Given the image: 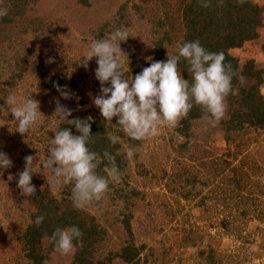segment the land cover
Here are the masks:
<instances>
[{
	"label": "rangeland",
	"instance_id": "obj_1",
	"mask_svg": "<svg viewBox=\"0 0 264 264\" xmlns=\"http://www.w3.org/2000/svg\"><path fill=\"white\" fill-rule=\"evenodd\" d=\"M14 1L10 20L0 28V105L9 93L18 100L31 95L40 102L43 115L21 136L14 132L11 112H0V151L13 162L0 173V264H29L22 246L31 212L45 213L43 197L52 210L72 205V186L52 189L49 172L41 166L59 130L55 101L72 110L69 119L101 117L92 103L100 88L96 58L87 70L79 65L92 40L126 28L131 37L120 47L127 53L124 69L131 79L152 61H166L167 53H174L184 40L185 25L183 0ZM253 1L264 10V0ZM229 52L240 62L252 58L264 68V24L257 38ZM34 54L41 55L46 72L59 80V86L67 85L71 99L40 86L36 73L29 70ZM50 57L54 63L46 62ZM23 63L27 71L19 74L17 64ZM187 69L181 61L183 78L191 79ZM259 89L264 98V81ZM200 118L182 120L176 129L165 127L159 136L139 141L134 158H126L122 182L110 184L98 206L83 209L105 230L98 255L131 242L142 245L140 264H264V128L244 124L227 141L221 125L201 131ZM117 136L126 152V138ZM28 155L34 156L37 173L31 183L37 192L26 198L17 180ZM120 201L124 207L117 214ZM123 219H128L130 234ZM40 245L47 254L43 264H73V255L49 249L48 236ZM112 264L126 263L115 257Z\"/></svg>",
	"mask_w": 264,
	"mask_h": 264
},
{
	"label": "clouds",
	"instance_id": "obj_2",
	"mask_svg": "<svg viewBox=\"0 0 264 264\" xmlns=\"http://www.w3.org/2000/svg\"><path fill=\"white\" fill-rule=\"evenodd\" d=\"M202 8L212 7V0H198ZM243 5L246 0H236ZM218 5L223 0H217ZM8 15V7L0 0V18ZM129 31L117 28L106 38L93 39L80 61V66L88 69L89 61L96 58L95 79L99 82V94L93 97L92 103L99 110L105 121V127L115 125L133 141H145L160 135L162 128L176 129L181 121L187 119L190 111L198 107L201 115V131L207 132L220 125L228 111V97L236 95L238 89L233 88V78L236 72L230 63H225L223 52L206 50L199 40L185 41L177 44L176 51L167 53V59L152 61L148 67L128 78L124 63L129 64L127 53L120 47L127 42ZM151 61V57L148 58ZM184 61L188 65L191 80L183 78L179 64ZM47 63H54L49 58ZM241 74L239 81L244 83ZM54 88L62 99H71L72 93L67 85L61 87L54 83ZM0 105V112H11L15 131L21 136L27 135L38 119L43 115L40 102L32 96L18 100L14 93H9ZM54 114L57 118L58 129L50 140L46 158L41 166L47 169L48 185L54 190H60L71 185V202L73 208L82 210L89 206H98L110 191V184H120L123 173L116 163L117 152L113 155L105 149L102 155L89 148L95 143L91 133L92 116L73 118L72 110L55 101ZM67 125L69 127H63ZM62 126V127H61ZM72 128L76 130L73 134ZM110 146L119 142V137L111 131L106 133ZM137 148L130 145L125 152L126 158L132 160ZM107 162L102 169L98 168ZM34 156L24 157V169L18 173L17 188L20 195L29 198L36 196V186L31 183L34 173ZM13 167L8 155L0 151V173ZM124 202L120 201L117 214L123 209ZM44 216L35 218V225L40 226ZM83 233L75 225L57 227L50 242L54 251L61 256L74 255L78 248L83 247Z\"/></svg>",
	"mask_w": 264,
	"mask_h": 264
},
{
	"label": "trees",
	"instance_id": "obj_3",
	"mask_svg": "<svg viewBox=\"0 0 264 264\" xmlns=\"http://www.w3.org/2000/svg\"><path fill=\"white\" fill-rule=\"evenodd\" d=\"M10 5L14 6L15 1L4 2V6L8 7V15L0 18V28L7 24V20H10L8 16H12ZM263 11V5L253 0H246L243 5H238L236 0H223V4L218 5L217 0H212L210 8H202L198 0H183L182 13L185 26L182 42L199 40L206 50L223 52L226 57L225 63H230L236 72L232 84L234 89H238V93L228 97V117L220 123L227 141L230 140L231 132L242 128L244 124L264 128V98L259 89L260 84L264 81V68H258L252 58L240 62L236 56L229 52L230 48L238 47L243 42L258 37L259 29L264 24ZM30 64L29 70L36 73L40 86H48L53 89L54 83L59 85V80L46 72L40 54H34ZM16 70L19 74L24 73L27 71V67L25 63L17 64ZM241 74L246 78L244 85L239 81ZM201 115L200 109L194 107L188 118L183 121ZM93 121L91 133L95 143L89 144V148L101 155L105 149H108L113 155L119 152L120 154L116 155V163L122 171L127 161L125 151H121L120 142L115 146H110L106 133L111 131L114 135L126 138L129 146H136L139 141H133L123 132L115 130L116 118H113V125L107 128L102 117H95ZM63 127L69 126L64 125ZM73 134L78 133L75 130ZM106 163H102L97 170L101 174H104L102 169ZM238 186L244 187L240 183ZM43 203L47 211L45 210L44 214L38 210L32 211L30 214L32 221L23 234L22 248L25 250L26 258L29 259V264H43V260L47 257L46 251L40 245L43 236L50 237L57 227L67 228L73 225L83 233V247L78 248L73 255V264H112L115 257L120 258L126 264H140L142 245L136 246L134 243L127 242L121 245L120 250H111L106 255L100 256L98 249L104 238L105 230L97 224L92 215L83 209H74L73 205L66 206L64 209L52 210L49 200H46L45 197H43ZM40 215H43L45 219L40 226H36L35 218ZM122 222L127 233L130 234L128 219H123ZM49 249H54L51 242Z\"/></svg>",
	"mask_w": 264,
	"mask_h": 264
}]
</instances>
